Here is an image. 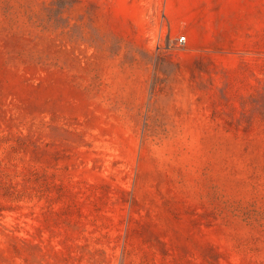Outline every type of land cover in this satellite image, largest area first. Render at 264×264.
<instances>
[{
    "label": "rangeland",
    "instance_id": "374dc122",
    "mask_svg": "<svg viewBox=\"0 0 264 264\" xmlns=\"http://www.w3.org/2000/svg\"><path fill=\"white\" fill-rule=\"evenodd\" d=\"M0 264H264V0H0Z\"/></svg>",
    "mask_w": 264,
    "mask_h": 264
},
{
    "label": "built area",
    "instance_id": "2783aa9c",
    "mask_svg": "<svg viewBox=\"0 0 264 264\" xmlns=\"http://www.w3.org/2000/svg\"><path fill=\"white\" fill-rule=\"evenodd\" d=\"M185 40V36L184 35H180L177 37V42H183ZM184 43V42H183Z\"/></svg>",
    "mask_w": 264,
    "mask_h": 264
},
{
    "label": "crops",
    "instance_id": "0c3cea01",
    "mask_svg": "<svg viewBox=\"0 0 264 264\" xmlns=\"http://www.w3.org/2000/svg\"><path fill=\"white\" fill-rule=\"evenodd\" d=\"M157 9V7L155 8V10Z\"/></svg>",
    "mask_w": 264,
    "mask_h": 264
}]
</instances>
